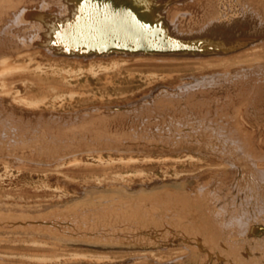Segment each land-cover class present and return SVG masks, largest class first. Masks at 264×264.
I'll list each match as a JSON object with an SVG mask.
<instances>
[{
  "label": "bare ground",
  "instance_id": "6f19581e",
  "mask_svg": "<svg viewBox=\"0 0 264 264\" xmlns=\"http://www.w3.org/2000/svg\"><path fill=\"white\" fill-rule=\"evenodd\" d=\"M262 54L264 0H0V264H264V150L243 125L264 80L233 69ZM222 82L242 96L213 116L195 93ZM138 91L134 116L110 105Z\"/></svg>",
  "mask_w": 264,
  "mask_h": 264
},
{
  "label": "rangeland",
  "instance_id": "374dc122",
  "mask_svg": "<svg viewBox=\"0 0 264 264\" xmlns=\"http://www.w3.org/2000/svg\"><path fill=\"white\" fill-rule=\"evenodd\" d=\"M34 5V4H33ZM35 5H37L36 3H35ZM179 5V7H181V8H188V9H190V10H192V11H194V13H196V15H198V16H196V17H199L200 16V14H198L199 12H201V8H199L200 7V4L198 5L197 3H193V2H190V3H185L184 5L183 4H178ZM197 6V7H196ZM50 8V10H52V9H54V6H51V7H49ZM196 8V9H195ZM199 8V9H198ZM199 10V11H198ZM262 56H264V54H262L261 55V58L260 59H258L259 61L257 62V61H253V62H255V63H253V62H247V63H245V62H243L242 63V65H243V67L242 68H240L242 65L240 64L239 66H234L233 67V69L235 68V67H238L237 69L235 68L234 70L235 71H239V70H242V69H244V68H246V70H253V71H251L250 72V74H249V76H250V78L251 79H258L257 77H260V79L261 80H264V74H262L261 72H260V74H258V73H255V71L256 70H258V69H262V68H264V57H262ZM104 60H106V59H104ZM107 60H108V58H107ZM148 60H149V62H148ZM170 60V61H169ZM174 60V62L172 63V61ZM144 61V62H143ZM143 61H140L139 63L138 62H134V60H129L126 64V67L129 69V70H131V71H133V73L135 74V76H136V78L137 79H140V78H143L144 77V73H145V75L147 74V72L148 71H150V70H152V69H155L158 73H160L162 70H164V69H166L165 67H167L168 65H171V64H185L187 61H190V60H188L187 58H182V56H177L176 58H174V59H165V60H155V59H153V58H150V57H147L146 59H144ZM159 61H161V62H159ZM162 61H164L163 63H162ZM177 61V62H176ZM170 62V63H169ZM180 62H182V63H180ZM262 62V64H260ZM152 63V64H151ZM156 63V64H155ZM168 63V64H167ZM251 63H253L254 64V66H253V64H251ZM85 64V66L87 65V63H84ZM142 64V65H141ZM149 64V65H148ZM162 64V65H161ZM165 64V65H164ZM250 66H249V65ZM132 65V66H131ZM159 65V66H158ZM257 65V66H256ZM262 65V66H261ZM88 66V65H87ZM247 66V67H246ZM256 66V67H255ZM260 66V67H259ZM130 67V68H129ZM142 69H141V68ZM145 67V68H144ZM221 67L222 66H219L218 68L217 67H215V68H210V67H207V68H205L204 70H188V69H184V67L183 68H180L179 69V71H174V72H172V78H170V81L169 82H166L165 81V84H167V86H170V87H173L172 89H174L175 88V86H177L178 85V83H180V82H190V84L191 85H193V84H195L196 83V81H195V76H196V78H198L199 80H200V78H201V75L203 74V75H211V74H213L214 73V71L216 70V72H219V70H223V68L221 69ZM254 67V68H253ZM209 68L211 69V70H209ZM251 68V69H250ZM258 68V69H257ZM214 69V70H213ZM232 68L230 69V71L232 72V73H234L235 71L233 70ZM167 70V69H166ZM208 70V71H207ZM233 70V71H232ZM209 72L208 74H207V72ZM212 71V72H211ZM176 72V73H175ZM185 72H187V73H185ZM192 72V73H191ZM254 72V73H253ZM138 73V74H137ZM180 73H181V75H180ZM184 74V75H183ZM194 74H195V76H194ZM198 74V75H197ZM258 74V75H257ZM177 75V76H176ZM178 75H179V77H178ZM200 75V76H199ZM142 76V77H141ZM176 76V77H175ZM191 76H193V77H191ZM199 76V77H198ZM186 77V78H185ZM188 77V78H187ZM202 79V78H201ZM179 80V81H178ZM194 80V81H193ZM173 81L175 82V83H173ZM177 81V82H176ZM160 83V84H159ZM161 83L163 84V80L162 81H159V82H156V84L157 85H159V87H161L162 88V85H161ZM262 83H264V82H262ZM169 84V85H168ZM223 84V85H222ZM95 85V84H94ZM173 85V86H172ZM219 85V86H218ZM218 85H215V86H211V87H209L208 86V88H209V90H208V88H207V90H206V92H202L201 94L199 93V91H197L195 94H196V97H198V98H202V96H203V98L204 97H206V98H209V100L211 99V101H209V102H207L206 103V105L204 104V105H202L201 107H200V109L202 110H207V109H209L210 110V113H211V115H213L215 112H214V110H215V105H216V102L214 101L216 98L218 99V105L220 104V105H222L223 103H225L226 101H227V96L228 95H231V96H233V97H235L234 99H236V100H239V98L242 96V94H241V96H239V95H237V90H236V87H234L233 85H230L229 83H227V82H222L221 84H218ZM228 85V86H227ZM227 86V87H226ZM216 87H217V89H218V91H217V89H216ZM222 87V88H221ZM109 89H111L110 87H109ZM171 89V88H170ZM222 89V90H221ZM154 91V94L155 93H157L158 91L156 90V89H153ZM215 90V91H214ZM155 91H157V92H155ZM212 91V92H211ZM214 91V92H213ZM217 91V92H216ZM236 91V92H235ZM224 92V93H223ZM232 93H234V94H232ZM245 93V92H244ZM244 93H243V95H244ZM246 94V93H245ZM200 95V96H199ZM127 96L129 97V99L130 100H125L124 101V99H122L121 101L120 100H113L112 101V103H110V105H123V106H125V107H128V108H130V114L132 115L133 114V111H138L139 110V104L141 105V103H142V99H140L139 100V98H141V96H140V94H139V91L138 92H135L134 94H127ZM209 96V97H208ZM215 96V97H214ZM217 96V97H216ZM222 96V97H221ZM256 99H255V104H254V107H250L251 109H250V111L251 112H249L250 114L247 116H244L243 115V125H244V127L245 128H247L250 132H251V136H252V138L253 137H255V139L253 138V143H254V145L256 146V144H257V146L256 147H259V148H261L262 150H264V121H262V120H264V90H262V91H260L259 93H257L256 95ZM211 97V98H210ZM227 98V99H226ZM205 99V98H204ZM223 99V100H222ZM117 101V102H116ZM129 101V103H127ZM115 102V103H114ZM213 103V104H212ZM129 104V105H128ZM134 105H135V107L136 108H138V110H134ZM130 106V107H129ZM205 106V107H204ZM243 107V106H242ZM257 107V108H256ZM86 108H83V109H79V110H77V111H84ZM214 109V110H213ZM256 110V111H255ZM214 112V113H213ZM252 112H254V113H252ZM257 112V113H256ZM252 114V115H251ZM255 114V115H254ZM261 114V115H260ZM219 115V114H218ZM258 115V116H257ZM133 116H134V114H133ZM214 116V115H213ZM217 116V115H216ZM255 116V117H254ZM132 117V116H131ZM253 118V120H252V118ZM249 118H251V119H249ZM261 119V120H260ZM253 123V124H252ZM258 123V124H257ZM260 124V125H259ZM250 125V126H249ZM255 125V126H254ZM257 126H259V127H257ZM253 128V129H252ZM255 129V130H254ZM261 129V130H260ZM261 131V132H260ZM257 132V133H256ZM253 135H256V136H253ZM192 153H194V152H196V153H194V154H199V153H197V151L195 150H193V149H191L190 150ZM204 155V154H203ZM210 158V157H209ZM208 158V159H209ZM208 159L206 158V159H203V161L204 162H209L210 160V162L211 163H215V162H217V160L214 158V160L211 158V159H209V161H208ZM213 161V162H212ZM156 167H158V166H156ZM0 169H2V165H0ZM206 172V173H205ZM202 175H201V177H200V179L202 180V181H204L205 179H207L208 178V172L207 171H205ZM108 173V172H107ZM206 174H207V178H206ZM73 175H75L76 177H79L80 178V176H82V175H85V176H89V174L88 173H82V172H79V173H75V174H73ZM218 176V175H217ZM231 176H232V174L230 173V175H227V183H229L230 184V182L229 181H231L230 180V178H231ZM202 177H204V178H202ZM233 177V176H232ZM239 177H240V175H239ZM238 177V178H239ZM133 180H135V181H139V176H135V177H133ZM38 181V180H37ZM52 183L53 184H55V182H54V180L52 181ZM79 183H81V182H79ZM60 184H63L64 186H71V185H75L76 183L75 182H72V181H69V180H65V179H60ZM211 184L212 183H210V186H211ZM244 184V183H243ZM212 188L214 187V185L212 184V186H211ZM225 191V190H224ZM240 196L238 197V198H240V197H243V195H244V193H242V192H240ZM229 198V197H228ZM226 199V201H224L225 199H219L218 201H217V203H218V206H220L221 204H223V203H227L228 201V204H230V198L229 199ZM224 201V202H223ZM230 206V205H229ZM175 246H178L177 244L175 245H170V247L169 248H174ZM129 262H127V264H128Z\"/></svg>",
  "mask_w": 264,
  "mask_h": 264
}]
</instances>
